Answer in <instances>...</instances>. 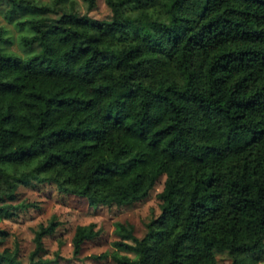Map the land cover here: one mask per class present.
Masks as SVG:
<instances>
[{
  "label": "trees",
  "instance_id": "1",
  "mask_svg": "<svg viewBox=\"0 0 264 264\" xmlns=\"http://www.w3.org/2000/svg\"><path fill=\"white\" fill-rule=\"evenodd\" d=\"M0 2L25 54L0 26V218L15 214L6 200L31 182L121 206L164 176L143 237L114 224L116 264H216V252L257 264L264 0H105L111 16L99 20L76 0ZM58 225L35 231L28 263L8 249L0 263L47 264L36 258ZM99 234L78 225L73 255Z\"/></svg>",
  "mask_w": 264,
  "mask_h": 264
},
{
  "label": "rangeland",
  "instance_id": "2",
  "mask_svg": "<svg viewBox=\"0 0 264 264\" xmlns=\"http://www.w3.org/2000/svg\"><path fill=\"white\" fill-rule=\"evenodd\" d=\"M76 1L81 15L87 14L98 20L111 16L105 0H96V7L90 11L81 0ZM7 8L0 2V26L5 27L15 38L8 48L20 53L21 49H18L16 41V28L14 22L7 19ZM19 55L25 54L21 51ZM164 179V176L159 178L145 199L121 206L94 207L85 198L60 192L53 184L31 182L28 185H20L13 198L6 200L7 204L19 208L15 210L14 215L0 218V230L5 233L0 239V252L5 249L17 250L19 259L23 263H28L30 254L35 249V231L39 226L56 220L59 225L52 235L43 238L44 249L36 260L48 262L47 264H116L111 257V253L115 251L113 242L119 239L114 233V224L116 222L131 224L134 226L135 236L143 237L147 232V224L160 214L158 194L163 188ZM2 204L0 202V205ZM91 223L100 230L99 236L86 241L80 253L77 256L73 255L72 237L76 227ZM101 254H108V257L98 258ZM215 255L216 264H232V259L227 253L216 252ZM128 256L132 257V254ZM257 264H264V256Z\"/></svg>",
  "mask_w": 264,
  "mask_h": 264
}]
</instances>
